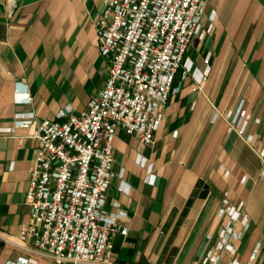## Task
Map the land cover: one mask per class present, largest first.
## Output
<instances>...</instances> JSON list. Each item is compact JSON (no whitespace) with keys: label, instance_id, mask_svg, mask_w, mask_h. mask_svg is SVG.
Returning a JSON list of instances; mask_svg holds the SVG:
<instances>
[{"label":"crops","instance_id":"crops-1","mask_svg":"<svg viewBox=\"0 0 264 264\" xmlns=\"http://www.w3.org/2000/svg\"><path fill=\"white\" fill-rule=\"evenodd\" d=\"M15 1L9 14L10 0H0V126L19 111H33L38 122L62 111L81 114L109 73L96 28L103 0ZM211 8L214 32L194 36L186 52L199 73L210 64L206 81L198 85L194 74L178 70L152 144L117 128L116 174L103 210L124 211L119 221L128 232L113 238L120 264H209L206 255L228 218L220 211L240 201L249 226L234 221L241 236H229L235 250H218L217 264H264V0H210ZM240 105L247 117L242 134L227 117ZM35 127L0 136V264L19 257L56 264L19 236L29 218ZM139 154L154 162L151 177Z\"/></svg>","mask_w":264,"mask_h":264},{"label":"built area","instance_id":"built-area-1","mask_svg":"<svg viewBox=\"0 0 264 264\" xmlns=\"http://www.w3.org/2000/svg\"><path fill=\"white\" fill-rule=\"evenodd\" d=\"M209 1L103 0L96 28L100 52L109 60V73L88 108L81 114L62 111L60 117L39 122L33 111H19L12 123L0 126V136H11L18 127L36 125L32 136L38 145L26 193L29 218L19 236L45 249L56 264H120L114 258L113 238L128 232V226L119 221L124 211L103 210L116 174L112 165L117 128L137 135L140 145L152 144L178 70L183 67L184 73L194 74L198 85L206 81L210 64L199 73L186 52L194 36L204 39L214 31L217 10L208 9ZM9 4L10 14L16 1ZM210 55L206 54V60ZM25 100H31L28 92ZM227 117L230 128L241 134L246 131L247 117L241 105ZM260 155L264 161V148ZM139 160L151 177L154 162L141 154ZM242 208L240 201L221 209L228 218L221 239L206 255L209 264L220 260L218 250L234 252L229 236H241L234 221L240 219L245 228L249 226ZM6 264L37 263L19 257ZM230 264L240 262L234 258Z\"/></svg>","mask_w":264,"mask_h":264},{"label":"rangeland","instance_id":"rangeland-1","mask_svg":"<svg viewBox=\"0 0 264 264\" xmlns=\"http://www.w3.org/2000/svg\"><path fill=\"white\" fill-rule=\"evenodd\" d=\"M214 29H215V27H214ZM213 32H214V31H213ZM213 32H212V33H213Z\"/></svg>","mask_w":264,"mask_h":264}]
</instances>
